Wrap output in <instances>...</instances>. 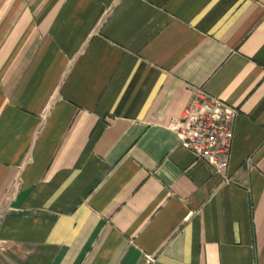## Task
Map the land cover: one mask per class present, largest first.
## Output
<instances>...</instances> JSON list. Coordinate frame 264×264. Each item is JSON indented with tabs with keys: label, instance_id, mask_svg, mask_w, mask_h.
Wrapping results in <instances>:
<instances>
[{
	"label": "crops",
	"instance_id": "0c3cea01",
	"mask_svg": "<svg viewBox=\"0 0 264 264\" xmlns=\"http://www.w3.org/2000/svg\"><path fill=\"white\" fill-rule=\"evenodd\" d=\"M195 88L229 181L171 126ZM0 264H264V0H0Z\"/></svg>",
	"mask_w": 264,
	"mask_h": 264
},
{
	"label": "built area",
	"instance_id": "2783aa9c",
	"mask_svg": "<svg viewBox=\"0 0 264 264\" xmlns=\"http://www.w3.org/2000/svg\"><path fill=\"white\" fill-rule=\"evenodd\" d=\"M239 110L222 99L195 88L182 116L172 122L180 146L197 160L209 164L214 172L229 181L228 168ZM149 262L152 257H147Z\"/></svg>",
	"mask_w": 264,
	"mask_h": 264
}]
</instances>
